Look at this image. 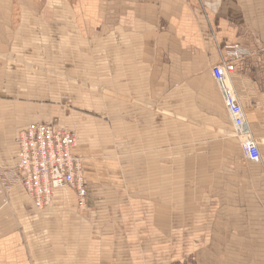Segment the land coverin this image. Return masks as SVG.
<instances>
[{
    "label": "crops",
    "instance_id": "0c3cea01",
    "mask_svg": "<svg viewBox=\"0 0 264 264\" xmlns=\"http://www.w3.org/2000/svg\"><path fill=\"white\" fill-rule=\"evenodd\" d=\"M31 1L42 2L34 15L50 17L54 27L56 104L71 99L73 115L101 112L109 124L104 130L119 132L115 142L124 147L123 162L139 161L132 148L142 145L143 132H150L151 163H169V149L193 144L219 147L215 162L222 168L236 163L234 147L246 161L212 76L214 66L229 60L235 66L231 83L264 167V0H0V67L8 66L15 43L12 19L18 13L30 17ZM41 29L40 36L47 34ZM21 31L31 34V27ZM228 47L244 55L229 59ZM8 78L6 72L0 76L4 91ZM62 108L56 107V122L49 123L61 129ZM160 115L172 118L164 131ZM17 138L4 167L17 163ZM74 154L83 159L86 173L79 142ZM109 211L106 202L81 214L73 190L63 189L42 210V220H35L41 213L25 190L0 186V264H191L200 252L178 251L175 244L206 242L216 226L204 216L193 229L197 235L189 234V225L175 230L168 221L165 233L157 227L147 234L133 229L126 210L119 224ZM35 226L42 236L31 232Z\"/></svg>",
    "mask_w": 264,
    "mask_h": 264
},
{
    "label": "rangeland",
    "instance_id": "374dc122",
    "mask_svg": "<svg viewBox=\"0 0 264 264\" xmlns=\"http://www.w3.org/2000/svg\"><path fill=\"white\" fill-rule=\"evenodd\" d=\"M26 6L31 7L33 14L20 17L18 13L12 19L16 29L15 43L8 56V66L0 67V76L6 72L9 77L5 91L0 80V186L5 190L13 187L8 175L12 166L4 165L11 160L13 139L19 135V130L27 124L56 122L55 109L63 107L62 126L75 134L86 157L84 175L88 208L79 209L81 214L86 215L94 205L106 206L107 202L113 222L119 224L124 220L126 210L128 222L134 224L133 229L147 234L157 227L165 233L168 221L169 227L172 223L175 230H182L183 224L189 225L186 226L189 234L194 232L193 235H197L195 224L204 216L209 217L216 221V226L207 232L206 242L175 244L178 251L200 252L197 258L191 259V264H264L262 161H243L241 153L234 147L236 163L230 169L224 164L222 168V164L215 162L220 154L219 147L193 144L169 149V156L173 159L169 163H151L148 160L152 149L147 144L150 132H143L146 139L142 145L132 148V153L139 154V161L123 162L124 147L115 142L119 139V132L104 130L109 124L104 123L101 112L73 115L71 99H59L56 104L54 27L50 17L40 19L34 15L38 14L37 7L42 8V2L31 1ZM25 27H31V34H20ZM40 27L43 31L46 28L47 34L40 36ZM40 43L42 50L39 49ZM96 94L102 96L103 92L97 88ZM97 102L101 106V97ZM75 112H78L77 108ZM167 119L172 120L166 115L159 116L163 131ZM174 134L176 143H179L178 133ZM156 171H159L158 178L153 176ZM166 171L173 173L172 176L168 178L166 173L162 174ZM205 205L206 212L203 210ZM36 210L41 214L34 216L35 220H42V211ZM41 231L37 226L31 228L37 237ZM190 238L193 240L194 236Z\"/></svg>",
    "mask_w": 264,
    "mask_h": 264
},
{
    "label": "built area",
    "instance_id": "2783aa9c",
    "mask_svg": "<svg viewBox=\"0 0 264 264\" xmlns=\"http://www.w3.org/2000/svg\"><path fill=\"white\" fill-rule=\"evenodd\" d=\"M244 55L238 47L227 48V58ZM235 66L229 60L212 68L225 107L231 119L235 138L246 159L260 163L259 141L252 136L244 110L231 83ZM18 160L9 169L11 183L21 187L38 210L49 208L56 192L70 189L76 195L78 208H88V191L84 175V161L74 154L77 138L72 131L52 124L35 123L21 131L17 138Z\"/></svg>",
    "mask_w": 264,
    "mask_h": 264
}]
</instances>
